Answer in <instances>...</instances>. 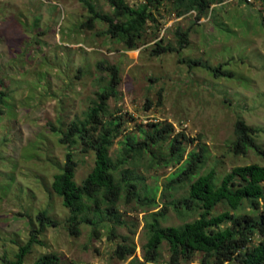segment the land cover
<instances>
[{
    "label": "rangeland",
    "instance_id": "1",
    "mask_svg": "<svg viewBox=\"0 0 264 264\" xmlns=\"http://www.w3.org/2000/svg\"><path fill=\"white\" fill-rule=\"evenodd\" d=\"M248 1L212 4L201 19L195 12L178 17L163 3L139 47L127 50L107 34L105 22L86 24L92 16L88 3L111 14L110 0H0V93H5L0 103V264L15 259L33 233L37 243L26 264L46 253L58 254L61 264H141L150 213H165L161 226L193 221L202 209H181L175 203L189 196L198 175L215 169L221 180L235 167L264 164L253 149L234 150L237 121L255 129L252 137L264 148V0ZM126 2L137 7L144 0ZM177 29L188 32L184 47ZM160 39L179 49L154 55ZM108 65L119 66V82L107 101V118L117 116L121 123L109 154L117 163L116 179L132 178L136 184L130 193L123 189L114 206L100 203L105 210L100 227L83 222L79 234H73L70 210L51 181L70 151L60 138L70 122L85 117L90 100L111 78ZM207 65H221L229 74L217 77ZM154 123L171 124L173 135H180L186 149L180 162L158 160L172 152L167 140L155 146L154 158L136 151L121 164L126 136L143 141ZM202 147L206 160L199 173L171 185V174ZM73 154L74 178L82 184L94 167L95 152L78 142ZM149 187H158L151 202L144 199ZM250 210L246 204L239 213ZM42 211L45 225L38 217ZM91 211L85 216L94 219ZM119 244L134 245L133 253L122 258L116 253ZM168 248L163 242L162 264L170 258ZM198 261L197 256L190 264Z\"/></svg>",
    "mask_w": 264,
    "mask_h": 264
},
{
    "label": "trees",
    "instance_id": "2",
    "mask_svg": "<svg viewBox=\"0 0 264 264\" xmlns=\"http://www.w3.org/2000/svg\"><path fill=\"white\" fill-rule=\"evenodd\" d=\"M224 1L144 0L139 6L133 7L126 0H110L113 7L111 14L101 13L88 3L92 16L86 24L93 27L96 20L105 22L107 34L122 41L127 50H134L143 40L148 22L156 21L155 11L163 3H169L178 17L195 11L197 19H201L208 14L212 4ZM176 36L180 46L184 47L188 43L187 31L177 29ZM178 49L171 43L163 44L160 39L155 42L152 52L154 55H160ZM108 70L111 78L105 85L100 86L96 98L90 100L85 117L70 122L60 138V142L66 144L70 151L62 168L54 174L51 188L70 210L69 229L73 234H79V225L83 222H91L96 228L100 227L104 219L102 212L105 211L100 209V203H106L108 208L114 206L120 199L123 189L130 193L132 186L136 184L132 182V178L116 179L114 171L117 169V163L109 154L114 138L121 133V123L117 116L107 118V101L115 95V88L119 82V66L108 65ZM210 70L217 77L229 74L222 70L221 65L211 67ZM2 96H5L4 92L0 93V103L3 100ZM161 125L162 123H154V128L150 132L143 129V132H146L143 141H138L136 135H127L123 141L124 153L119 160L120 163H126L139 154L134 152L141 153L142 150L153 154L154 158L155 146L167 140L170 141L172 152L169 156H157L158 160H163L166 164L171 161L180 162L186 150L180 143V135H173V125ZM254 130L244 121H237L234 150L236 153H244L248 149H253L264 158V148L252 137ZM78 142H82L85 150L94 151L96 157L92 171L82 184H78L74 178L77 161L74 158L73 147ZM205 160V147L199 151H191L178 170L171 174L169 179L171 185L196 176ZM157 188L149 187L144 199L148 202L154 201ZM150 193L153 195L149 196ZM141 199L143 200V197ZM90 201L94 202V206ZM246 204L251 210L239 213ZM221 205L227 208L218 210ZM196 206L202 209L201 215L181 225L161 226L160 218L165 216V213L157 211L149 214L150 219L146 220L148 241L143 245L144 261L141 264H162L163 242L168 244L170 252L166 264H190L197 256L200 261L196 264H264V164L254 163L235 167L221 180L218 179L215 169L198 175L190 184L189 196L175 203V207L181 209H192ZM90 209L95 215L94 219L85 216ZM38 217L42 225L47 223L46 211H42ZM48 221L56 224V221ZM35 243L36 234L33 233L29 241L20 247L15 259L9 260L8 263L26 264L25 258ZM133 251L134 245L119 244L116 253L126 258ZM33 264L61 262L58 254L46 253Z\"/></svg>",
    "mask_w": 264,
    "mask_h": 264
},
{
    "label": "clouds",
    "instance_id": "3",
    "mask_svg": "<svg viewBox=\"0 0 264 264\" xmlns=\"http://www.w3.org/2000/svg\"><path fill=\"white\" fill-rule=\"evenodd\" d=\"M248 2H250V1H248ZM214 4H216V3H214ZM264 9V8H263ZM193 12H195V11H193ZM196 13V12H195ZM208 15V14H207ZM207 15H206V17H207ZM205 17V16H204ZM203 18V17H202Z\"/></svg>",
    "mask_w": 264,
    "mask_h": 264
},
{
    "label": "built area",
    "instance_id": "4",
    "mask_svg": "<svg viewBox=\"0 0 264 264\" xmlns=\"http://www.w3.org/2000/svg\"><path fill=\"white\" fill-rule=\"evenodd\" d=\"M249 1H251V0H249ZM264 3V2H263ZM264 8V7H263Z\"/></svg>",
    "mask_w": 264,
    "mask_h": 264
}]
</instances>
